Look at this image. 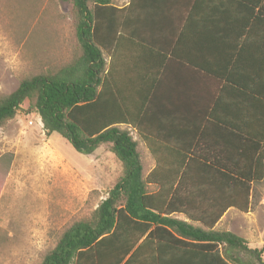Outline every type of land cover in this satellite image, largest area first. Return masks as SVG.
<instances>
[{
  "label": "trees",
  "instance_id": "obj_1",
  "mask_svg": "<svg viewBox=\"0 0 264 264\" xmlns=\"http://www.w3.org/2000/svg\"><path fill=\"white\" fill-rule=\"evenodd\" d=\"M62 1L74 7L81 54L72 65L24 79L16 91L0 98V127L14 119L27 102L29 111L41 117L48 136L60 134L79 153L92 155L102 145H110L123 165L124 175L89 219L78 221L64 231L41 264H245L237 253L264 264L260 258L262 251L250 249L241 237L215 228L223 212L181 213L189 221L175 219L179 215L174 213L177 205H187L186 199L180 204L178 196H185L181 192L184 186L194 187L195 183L188 180L190 175L204 178L219 175L217 183L205 180L200 186L210 189L232 186L234 196L228 198L220 191L216 204L230 203L227 205L247 212L253 184L264 180V135L247 133L260 146L254 150V157L248 153L246 167L241 169L247 174H240L237 166L232 169L233 174L249 180H233L232 175L223 174L222 165L219 171L202 162L200 154L191 152V145L171 147L192 135L170 131L174 121L178 124L185 121L164 114L162 109L167 107L159 102L160 98L164 99L160 94L162 88L153 85L159 81L160 72L157 71L158 77L154 74L152 85L143 86L144 54H138L143 57L139 64L142 73L136 82L129 79L131 76L120 75L127 56L132 57L118 51L122 41L125 48L136 44L145 51L153 49L151 67L159 70L162 63L164 76L169 64L189 65L173 49L174 45L178 46L175 41L179 27L174 29L170 15L174 10L173 14L185 21L193 9L200 7L193 5L194 0H129L125 8L116 7L113 0ZM221 1L225 0H218L219 6ZM229 1L212 8L217 15L216 22H210V26L217 29L215 40L225 41L238 51L240 34L244 32L242 25L246 23L232 13L239 15L240 4L253 1ZM251 4L253 9L242 10L248 12L250 19L257 7ZM155 30L161 31L150 34ZM167 31L175 35L161 36ZM169 56L171 59L167 61ZM120 81L125 84L121 86ZM123 126L136 131L156 159L157 167L147 178L143 176L138 142ZM229 179L234 182L230 183ZM178 181L179 187L174 190ZM150 184L157 185L159 192L149 194ZM198 192L189 197H200Z\"/></svg>",
  "mask_w": 264,
  "mask_h": 264
},
{
  "label": "rangeland",
  "instance_id": "obj_2",
  "mask_svg": "<svg viewBox=\"0 0 264 264\" xmlns=\"http://www.w3.org/2000/svg\"><path fill=\"white\" fill-rule=\"evenodd\" d=\"M128 0H113L123 7ZM74 7L62 0H0V98L24 79L70 66L80 56ZM144 175L152 158L136 131ZM124 175L108 144L81 154L58 133L48 136L26 102L0 127V264H41L74 223L89 219ZM249 214L229 215V231L262 251L264 181L255 184ZM245 264H259L237 253Z\"/></svg>",
  "mask_w": 264,
  "mask_h": 264
},
{
  "label": "crops",
  "instance_id": "obj_3",
  "mask_svg": "<svg viewBox=\"0 0 264 264\" xmlns=\"http://www.w3.org/2000/svg\"><path fill=\"white\" fill-rule=\"evenodd\" d=\"M217 1L194 0L193 5L200 8L194 10L192 7L193 12L189 13L188 19L185 21L184 19L182 21V17L177 16V13L173 14L174 10L170 15V21L174 29L179 27V34L175 41L178 46L174 45L173 49L181 58L186 59V62L191 66L174 64L171 66L169 64L170 67L164 76L165 66L162 63L159 70L156 68L155 71L151 67L153 49L146 47L149 51H145L136 44L133 45L134 47L130 45L125 48V43L122 41L119 43L118 51L122 54L132 55V57L127 56V63L121 68L120 75L131 76L129 79L134 78L136 82L138 76L142 73L139 64L143 57H139L138 54H144L142 66L146 67L147 71L144 70L143 86H145V83L152 85L155 81L152 78L159 71V81L157 80L153 85H159L162 88L160 94L164 96V99L160 98L159 102L167 107L166 110L165 108L162 109L164 114L170 113L175 118L185 121V124L183 122L178 124L174 121L170 131L191 133L192 135L190 138L185 137L186 139L178 140V146L171 147L176 149L180 146L189 148L191 145V152L200 154L201 161L209 167H215L214 169L220 171L219 165H222L225 176L232 175L233 180L245 181L249 179L237 175V173L233 174L232 169L237 166L241 171L239 173L243 174L245 171L241 169L244 166L246 167L248 153H251L250 157H254V150L260 146L257 144L259 143L258 140L246 136L247 133L264 135V0H249L253 1L252 4L247 2L251 5H257L251 19L248 12L244 13L242 11L245 7L253 9L249 4H240L239 15H235V11L232 13L233 17L246 23V25H242L244 32L240 34L242 40L238 51L232 50L230 44H226L225 41L214 39L217 35V29L210 26V22H216L214 19H216L217 14H214L212 8L219 6ZM129 2L128 0L125 6L119 8L127 7ZM221 2L219 7L228 4L230 1ZM157 31L161 30L152 31L150 34ZM166 35H170V38H172L175 34L167 31L161 36ZM219 36L222 37L223 34ZM170 59L171 56L168 57L167 61ZM199 69L208 72V74L200 72ZM211 75L217 78H213ZM120 82L122 83H120L121 86L125 84L123 81ZM136 99L135 97V101ZM141 141L146 146L153 161L152 168L146 175H144L143 165V176L147 178L156 169L157 162L147 143L142 139ZM260 143L261 148H263V142ZM254 175L255 170L250 176L254 177ZM216 177H219V175H216ZM216 177L211 175L205 177L207 178L205 179L200 175L188 176V180L195 184L193 188L183 187L181 192L185 196H178L179 203L182 204L183 200L186 199L187 205H177L178 209L174 213L179 216H175V219L189 221L181 214L186 212H223L224 215L215 227L219 230L230 218L229 215H246L251 212L255 184L252 186L249 210L245 212L235 206L227 205L230 203H225V205L216 204V199L221 197L217 195L220 191L227 194L228 198L233 195L232 186L223 189H220L219 186L218 188L213 186L212 189L209 187L203 188V185L200 186V183L205 182V180L217 183L218 178ZM229 180L230 183L234 182L232 179ZM179 182L175 185L174 190L179 187ZM158 190L159 187L155 184H150L148 187L149 194L158 193ZM189 191H192L191 193L200 191L198 192L200 197H189L191 194ZM239 194L242 196L241 193ZM172 198L173 196L170 197L169 202L172 201Z\"/></svg>",
  "mask_w": 264,
  "mask_h": 264
}]
</instances>
